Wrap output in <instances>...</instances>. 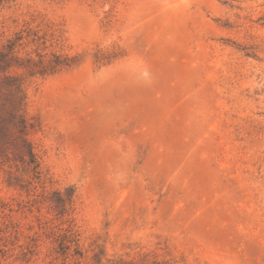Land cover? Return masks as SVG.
I'll return each mask as SVG.
<instances>
[{
    "label": "rangeland",
    "instance_id": "1",
    "mask_svg": "<svg viewBox=\"0 0 264 264\" xmlns=\"http://www.w3.org/2000/svg\"><path fill=\"white\" fill-rule=\"evenodd\" d=\"M0 264H264V0H0Z\"/></svg>",
    "mask_w": 264,
    "mask_h": 264
},
{
    "label": "trees",
    "instance_id": "2",
    "mask_svg": "<svg viewBox=\"0 0 264 264\" xmlns=\"http://www.w3.org/2000/svg\"><path fill=\"white\" fill-rule=\"evenodd\" d=\"M56 59H58V58H56ZM27 62H32V61L31 60H27ZM9 81H11V80H9ZM11 88L13 90H15V92H19V85L18 84H11ZM19 124H20V126L22 128L25 127L24 126L25 124H24L23 120H21V119H19ZM23 144H24V146L26 148V155L28 157V162H25V163L32 165V169L35 170L36 167H35V159H34V156H33L32 152L29 150L28 145L25 142Z\"/></svg>",
    "mask_w": 264,
    "mask_h": 264
}]
</instances>
